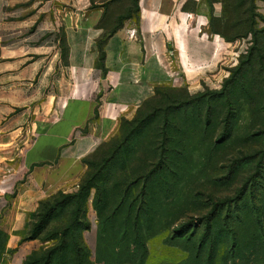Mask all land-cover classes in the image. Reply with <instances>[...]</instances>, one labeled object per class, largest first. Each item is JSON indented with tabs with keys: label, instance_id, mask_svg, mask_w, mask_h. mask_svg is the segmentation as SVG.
<instances>
[{
	"label": "crops",
	"instance_id": "1",
	"mask_svg": "<svg viewBox=\"0 0 264 264\" xmlns=\"http://www.w3.org/2000/svg\"><path fill=\"white\" fill-rule=\"evenodd\" d=\"M247 14L234 0H0V264L42 249V204L77 193L89 157L159 89L229 78L257 27ZM148 248L146 264L180 262L165 240Z\"/></svg>",
	"mask_w": 264,
	"mask_h": 264
},
{
	"label": "rangeland",
	"instance_id": "2",
	"mask_svg": "<svg viewBox=\"0 0 264 264\" xmlns=\"http://www.w3.org/2000/svg\"><path fill=\"white\" fill-rule=\"evenodd\" d=\"M234 1L257 25L245 77L226 87L161 89L89 157L90 178L99 174L93 189L58 209L30 264H76L72 238L85 249L84 264H141L147 245L156 257L165 238L178 249L163 257L183 256L180 264H264V12L256 0ZM77 204L78 224L59 250Z\"/></svg>",
	"mask_w": 264,
	"mask_h": 264
},
{
	"label": "trees",
	"instance_id": "3",
	"mask_svg": "<svg viewBox=\"0 0 264 264\" xmlns=\"http://www.w3.org/2000/svg\"><path fill=\"white\" fill-rule=\"evenodd\" d=\"M115 32H116V29L111 30V31H108L106 33V35L104 36V38L99 42V49H100V59H99V62H100V64H102L103 59H104V55H105L104 54L103 45L106 42L108 36L111 35V34H114ZM256 49H257V41L255 42V46L253 48H251L247 52V54H248L247 57H244V55L241 57L239 66L237 68H235L234 70H232L231 75L229 76V78H227L224 81V86L225 87L227 86V84H232V83L236 82L237 79H238L239 74H241V77H240L239 80H241L242 78L245 77V75H243V72L249 70L251 68V65L252 64H255L253 58H254V56H256V52H255ZM260 62L261 63L263 62V58H262V61H260ZM243 81L244 80H242V82ZM161 89H166V88H161ZM161 89H159L156 92V95H157V93ZM224 94H226L225 91H224ZM156 95L153 98H155ZM152 99H150V100H152ZM128 122L129 121H125L123 124L128 123ZM123 124H122V126H123ZM97 175H99V174H96V175H94L93 177L90 178V171H89L88 176L83 181L84 186L82 185L80 191L77 194L75 193V194H72V195H60V196L56 197L55 199L50 200L48 203L42 204V206L40 208V211H39V213L37 215V222L34 224L33 229H32V231L30 233V239H37V238L41 239V233L49 227V225L51 223V219L53 218V216L56 215L58 209L60 210L62 208H65L66 205H68L67 204V201H71V200L78 199L80 197L81 193L82 194H86V196H87L88 193L90 192V190H92L93 187H94L93 183L96 180L95 177H97ZM60 197L63 198V200L61 202H56V200L58 198H60ZM77 207H78L77 210L75 212H73V214H74L73 224L70 225L67 228H64L61 231V233H60L59 241H60L61 245H60V249L59 250H61L62 248L65 247V245H67V241H68L67 240V237H68V234L72 231V228H75L74 227L75 224H78V217L80 215V205L77 204ZM47 241L44 240L43 242H47ZM165 243H166V245L171 246V245L167 244L166 238H165ZM71 245H72V247H73V249L75 251L76 264H84V258H83L84 257L83 256L84 255V251H85L84 247L81 246V244H80V242L78 240L76 241L73 238H72V241H71ZM182 251L185 252L184 250H182ZM148 255H149V248H148V245H147V250H146V253H145V257H144L143 261L141 262V264H146ZM32 256H30L28 258V260L26 261V264H30L29 261H30V259H31ZM182 262L180 261L179 263H176V264H180ZM46 264H48V262ZM162 264H172V263H162Z\"/></svg>",
	"mask_w": 264,
	"mask_h": 264
},
{
	"label": "built area",
	"instance_id": "4",
	"mask_svg": "<svg viewBox=\"0 0 264 264\" xmlns=\"http://www.w3.org/2000/svg\"><path fill=\"white\" fill-rule=\"evenodd\" d=\"M130 36H131L132 38H136V37H137V32H136L135 30H132Z\"/></svg>",
	"mask_w": 264,
	"mask_h": 264
}]
</instances>
